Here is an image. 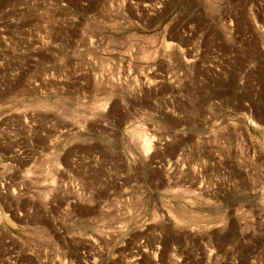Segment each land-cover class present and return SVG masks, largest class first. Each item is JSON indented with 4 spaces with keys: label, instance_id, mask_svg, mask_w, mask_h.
<instances>
[{
    "label": "rangeland",
    "instance_id": "rangeland-1",
    "mask_svg": "<svg viewBox=\"0 0 264 264\" xmlns=\"http://www.w3.org/2000/svg\"><path fill=\"white\" fill-rule=\"evenodd\" d=\"M0 143V264H264V0H0Z\"/></svg>",
    "mask_w": 264,
    "mask_h": 264
},
{
    "label": "bare ground",
    "instance_id": "bare-ground-1",
    "mask_svg": "<svg viewBox=\"0 0 264 264\" xmlns=\"http://www.w3.org/2000/svg\"><path fill=\"white\" fill-rule=\"evenodd\" d=\"M2 146V143H0V148H2L1 147ZM145 148H146V145H144V147L142 146V147H140V149H141V151H145ZM160 168H163L161 171H160V174H161V182L164 184L165 183V179H168L167 180V186H166V190L168 189L169 191H175V189H174V187L176 186L175 184H171V183H169V180H172L173 179V177L172 176H174V174H176V171H178V168H177V163L176 162H174V163H172L171 165H170V167L168 168L169 169V171H168V169L167 168H164L163 166L162 167H160ZM174 181H175V179H174ZM172 185V186H171ZM177 187V186H176ZM176 191H178L177 189H176ZM180 191V190H179ZM186 192V191H185ZM172 193H174V192H172ZM184 193V192H183ZM178 195V194H177ZM8 198H10V200H14L12 197H10V196H8ZM223 229V228H222ZM220 233H221V231H220ZM198 235H202V233H200V234H197V236Z\"/></svg>",
    "mask_w": 264,
    "mask_h": 264
}]
</instances>
